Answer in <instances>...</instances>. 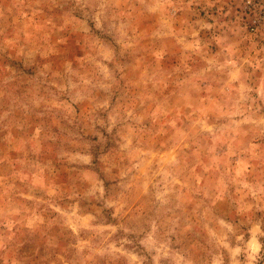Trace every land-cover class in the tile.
<instances>
[{
  "label": "rangeland",
  "instance_id": "rangeland-1",
  "mask_svg": "<svg viewBox=\"0 0 264 264\" xmlns=\"http://www.w3.org/2000/svg\"><path fill=\"white\" fill-rule=\"evenodd\" d=\"M243 2L0 0V264H264Z\"/></svg>",
  "mask_w": 264,
  "mask_h": 264
},
{
  "label": "built area",
  "instance_id": "built-area-1",
  "mask_svg": "<svg viewBox=\"0 0 264 264\" xmlns=\"http://www.w3.org/2000/svg\"><path fill=\"white\" fill-rule=\"evenodd\" d=\"M243 4H244L246 9L258 10L259 18L264 20V8H263L261 0H244ZM254 22L255 21H253V23H252L253 26L249 27L250 31H253L255 29L254 28Z\"/></svg>",
  "mask_w": 264,
  "mask_h": 264
}]
</instances>
